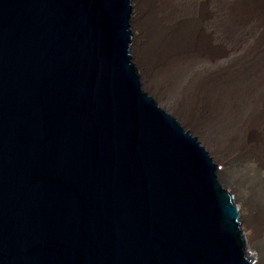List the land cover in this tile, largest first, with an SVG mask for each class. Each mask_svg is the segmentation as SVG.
<instances>
[{"label": "water", "instance_id": "1", "mask_svg": "<svg viewBox=\"0 0 264 264\" xmlns=\"http://www.w3.org/2000/svg\"><path fill=\"white\" fill-rule=\"evenodd\" d=\"M134 0H0V264H248L205 156L142 88Z\"/></svg>", "mask_w": 264, "mask_h": 264}, {"label": "bare ground", "instance_id": "2", "mask_svg": "<svg viewBox=\"0 0 264 264\" xmlns=\"http://www.w3.org/2000/svg\"><path fill=\"white\" fill-rule=\"evenodd\" d=\"M134 1L142 88L222 165L189 132L219 172L244 246L240 213L255 264H264V0Z\"/></svg>", "mask_w": 264, "mask_h": 264}, {"label": "rangeland", "instance_id": "3", "mask_svg": "<svg viewBox=\"0 0 264 264\" xmlns=\"http://www.w3.org/2000/svg\"><path fill=\"white\" fill-rule=\"evenodd\" d=\"M135 11H136V2L134 1V2H133V6H132V18H133V16L136 14ZM132 20H133V19H132ZM131 30H132V32H133V35H132V40H133L135 34H137V33L139 32V30L135 29L133 26H132ZM132 44H133V43H132ZM131 55H132V60H133V62H134L135 65H136V61H135L134 55H133V54H131ZM136 67H137V65H136ZM137 70H138V72H139V69H138V68H137ZM139 75H140V73H139ZM140 76H141V75H140ZM141 80H142V79H141ZM142 84H143V83H142ZM152 97H153V96H152ZM153 98H154V97H153ZM154 99H155V98H154ZM157 104H158V103H157ZM160 107H161V106H160ZM162 109H163V108H162ZM164 110H165V109H164ZM170 114L173 115V116H175V117L177 118V116L174 115L173 113H170ZM177 119H178V118H177ZM186 131L190 132L193 136L197 137V139L201 142V144L206 148V150L208 151L209 155L212 157L213 161L218 165V167H219V171L223 170L222 165H221L219 162L215 161L214 156L211 154V152L208 150V148L204 145V143L202 142L200 136L197 135V134H195V133H193L190 129H186ZM222 183H223L225 189H226L227 191H229V193L232 195L233 200L235 201L236 205L239 207V206L241 205V202H240L239 200H237V199L234 197V194L232 193L231 189L228 187V184H226L225 182H222ZM240 223H241V228H242V230H243L244 236H245V238H246L245 249H246L247 255L249 256V258H250V260L253 262V264H255L256 260L253 259V256L251 255L252 253L249 251V246H250V244H249L248 239H247V231H248V228H246V226H245V224H244V216H243L242 213H240Z\"/></svg>", "mask_w": 264, "mask_h": 264}]
</instances>
